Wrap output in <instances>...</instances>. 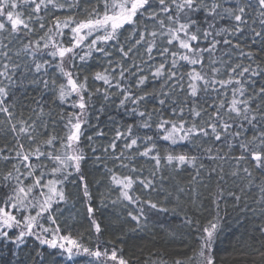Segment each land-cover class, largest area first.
Returning a JSON list of instances; mask_svg holds the SVG:
<instances>
[{"label":"snow or ice","instance_id":"snow-or-ice-1","mask_svg":"<svg viewBox=\"0 0 264 264\" xmlns=\"http://www.w3.org/2000/svg\"><path fill=\"white\" fill-rule=\"evenodd\" d=\"M228 198L261 220L231 251ZM114 227L192 242L145 260ZM29 239L25 264H264V0H0V240Z\"/></svg>","mask_w":264,"mask_h":264},{"label":"trees","instance_id":"trees-1","mask_svg":"<svg viewBox=\"0 0 264 264\" xmlns=\"http://www.w3.org/2000/svg\"><path fill=\"white\" fill-rule=\"evenodd\" d=\"M233 43L235 44L236 41H233ZM29 92L33 96L36 95V93L32 92L31 89H29ZM112 114L116 115L115 112H113ZM105 119V116L101 117V121H104ZM117 120L132 122V118L125 116L123 113L117 116ZM146 131L147 130H142L141 134H144V132ZM251 134V131H249L248 136L251 137ZM103 142L107 143V140ZM159 143L162 148L168 146V142L160 141ZM173 150L174 153L177 154L194 153L195 151L187 142L174 146ZM234 153L237 156L240 155L239 151L235 149ZM245 166L249 168L250 172H253L254 176L261 175L260 171L258 169H255L252 163H247ZM89 171L90 175L95 173L97 174V176H99V174L103 172V168L100 166H96L95 168H93L91 165H89ZM191 172L192 170L190 167L187 169V171L181 169L180 175L177 177V179L187 182ZM228 182L229 184H231V180H229ZM256 182L259 183V180H257ZM237 183H239V181H237ZM95 188H100V190H102V186H95ZM74 190L75 189H73V191ZM237 195H240V193L237 192ZM253 195H256V198L258 199V190L256 193H253ZM243 199L248 205H250V208L257 207L256 204L252 203L251 197L244 196ZM78 210L82 211L79 203H76L75 207L69 205L65 209L64 215L65 217H68L69 215H75ZM118 211V209H113L109 204V206L104 207L99 212H97V216L101 220L108 222L109 219L113 217L114 213H118ZM228 212L229 216L227 217V219L229 220L232 227L231 229H229L227 240L220 245L221 249L227 248L228 251H231V245L235 244V238L240 237L241 233L259 238V232L257 231V229L259 228L261 220L258 213L253 216L250 210L247 212V214L234 211L232 208L231 198H228ZM159 219L162 221L166 220V222L173 224L180 223V220L178 218H174L170 215L165 217V215L162 214ZM82 223L86 225L87 221H83ZM81 230L83 231V228H81ZM102 239L104 241H113L117 247L123 246L126 254L129 252H135L137 255H141L140 250L143 249L142 258L145 260L148 259L150 255L152 259H157V256L155 254L158 251L162 253L163 251H165V249L170 252H186L188 251V247L192 242L191 238H189L184 242L177 241L175 243H169L162 241L159 236L153 239L152 237L145 236V234L143 233H140L139 235L136 233H129L127 236H123L122 233L115 230V227L109 231L104 232ZM34 247H36V242L34 241V239H29L28 243L24 246H21L19 249H17L16 245L8 241L0 240V264H25L28 258V253H30ZM45 253V264H87L88 260L90 259L87 256H79L74 258L73 261L67 262L66 258L62 256L57 250L45 249ZM221 254L226 255L225 252H222Z\"/></svg>","mask_w":264,"mask_h":264}]
</instances>
